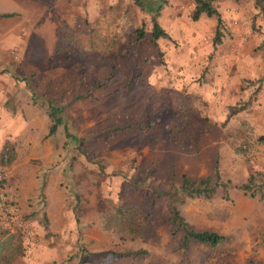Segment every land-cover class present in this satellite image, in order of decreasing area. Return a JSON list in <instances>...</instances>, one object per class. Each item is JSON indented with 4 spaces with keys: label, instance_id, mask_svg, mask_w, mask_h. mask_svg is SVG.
Masks as SVG:
<instances>
[{
    "label": "rangeland",
    "instance_id": "rangeland-1",
    "mask_svg": "<svg viewBox=\"0 0 264 264\" xmlns=\"http://www.w3.org/2000/svg\"><path fill=\"white\" fill-rule=\"evenodd\" d=\"M213 5L218 46L217 18L194 21L193 0H0V14L15 13L0 19V161L14 210L0 214V264H264V0ZM155 19L170 36L158 47ZM32 91L66 106L73 138L64 126L48 136ZM217 163L229 188L187 198L183 177L214 185ZM251 175L263 192L236 188ZM173 193L191 227L227 241L182 249ZM135 213L143 236L125 242Z\"/></svg>",
    "mask_w": 264,
    "mask_h": 264
},
{
    "label": "trees",
    "instance_id": "trees-1",
    "mask_svg": "<svg viewBox=\"0 0 264 264\" xmlns=\"http://www.w3.org/2000/svg\"><path fill=\"white\" fill-rule=\"evenodd\" d=\"M193 1L196 4V8L192 15V19L194 21H198L204 15L210 18L216 17L217 27H216V32H215L213 43H214V46H218L222 44L223 32H224V24H223L224 22H223L221 13L213 5V2L215 0H193ZM14 16H15V13L0 14V19L11 18ZM144 37H145L144 30H140L138 39L142 40ZM161 38H170V36L166 33V31L160 26V24L155 19L154 27H153V44L156 47H158V41ZM160 57L162 59L164 58V55L162 52H160ZM27 79L18 78V80L23 81V82L27 81ZM32 100L35 104H40L42 106H45L48 110V116L52 122L48 136H54L58 132L59 128L61 126H64L67 138L74 137L69 132V128L67 124L65 123L64 113L66 110V106H58L51 99L45 96L40 97L39 95L36 94L35 91H32ZM261 140H264V136L261 137ZM2 161L4 164H8V162H4V160ZM214 177H215V184L212 185L211 177L203 178V179H200L199 181H192L188 177L184 176L181 190L184 193V195L190 199H197V198L210 199L216 194L217 189L219 187H222L226 190L231 185L230 181L224 182L222 180V176L220 174L218 163L216 165ZM236 188L240 190H245V191L252 190L254 194H255L256 188L258 189L257 190L258 192H263L262 187H259V185H257L256 175H251L247 183L236 186ZM171 198H172L171 199L172 200L171 223L174 227L182 229L183 231L182 249L184 250L188 249L192 241H196L201 244L209 245L211 247H217L227 241V237L219 233L201 232L191 227L186 222V220L184 219V217L182 216L180 210L178 209L176 205V193L171 194ZM227 198H229L228 195H227ZM118 213L123 214L124 212L121 209L120 211H118ZM135 216H137L136 213L134 215V218ZM121 223L123 224L121 231L124 235L121 237V240L125 242L127 241L135 242L138 237L143 236L141 232L142 231L141 226L139 225V222L137 221L136 218L133 220H129L126 222H121ZM126 255L137 258L140 256L149 255V251L141 249V250L127 253Z\"/></svg>",
    "mask_w": 264,
    "mask_h": 264
},
{
    "label": "built area",
    "instance_id": "built-area-1",
    "mask_svg": "<svg viewBox=\"0 0 264 264\" xmlns=\"http://www.w3.org/2000/svg\"><path fill=\"white\" fill-rule=\"evenodd\" d=\"M6 170L3 163L0 161V214L4 217H12L14 215L13 207L6 196L5 190Z\"/></svg>",
    "mask_w": 264,
    "mask_h": 264
},
{
    "label": "crops",
    "instance_id": "crops-1",
    "mask_svg": "<svg viewBox=\"0 0 264 264\" xmlns=\"http://www.w3.org/2000/svg\"><path fill=\"white\" fill-rule=\"evenodd\" d=\"M212 27L215 29V28L217 27V25H212ZM212 27H211V28H212Z\"/></svg>",
    "mask_w": 264,
    "mask_h": 264
}]
</instances>
